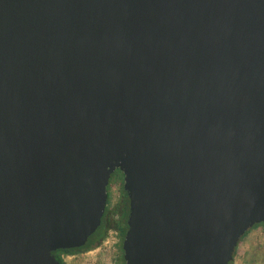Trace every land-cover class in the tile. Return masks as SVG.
Segmentation results:
<instances>
[{"label":"water","instance_id":"obj_1","mask_svg":"<svg viewBox=\"0 0 264 264\" xmlns=\"http://www.w3.org/2000/svg\"><path fill=\"white\" fill-rule=\"evenodd\" d=\"M128 199L123 264H230L264 223V0H0V264H61Z\"/></svg>","mask_w":264,"mask_h":264},{"label":"rangeland","instance_id":"obj_2","mask_svg":"<svg viewBox=\"0 0 264 264\" xmlns=\"http://www.w3.org/2000/svg\"><path fill=\"white\" fill-rule=\"evenodd\" d=\"M121 177V176H120ZM113 176L108 184V208L114 210L121 201L122 181ZM107 205V204H106ZM110 218H116L111 214ZM121 238L117 231L107 229L104 238L88 250L61 253L64 264H122L119 260ZM231 264H264V224L249 230L236 247Z\"/></svg>","mask_w":264,"mask_h":264},{"label":"trees","instance_id":"obj_3","mask_svg":"<svg viewBox=\"0 0 264 264\" xmlns=\"http://www.w3.org/2000/svg\"><path fill=\"white\" fill-rule=\"evenodd\" d=\"M121 181H122V176H121ZM109 182H110V180H109ZM107 189H108V187H107ZM120 192H121V201L118 204V206L116 208H114V210H109L108 199H107V205L105 207V211H104V214L102 216L100 226L88 238L87 244L84 247H82L81 250H77V251H84V250H88L91 247H93L95 243L100 242L104 238L107 229H110V228L117 231V234L120 236L121 242H122V239L124 237V234H125V231L127 228L126 218H127V214H128V199H127L126 192L123 190L122 186L120 188ZM111 214L116 215V218H114V219L110 218ZM261 224H264V223L255 224L252 228H254L258 225H261ZM249 230L241 237L240 241L249 232ZM120 251H121V255H120L119 260L123 264L124 261H123V257H122L121 246H120ZM70 252H72V251H70L68 249H59V250L53 251V254L59 260V262H61V264H64L63 259L60 256V253H70ZM235 252H236V248L234 250V254H235ZM230 264H231V262H230Z\"/></svg>","mask_w":264,"mask_h":264},{"label":"flooded vegetation","instance_id":"obj_4","mask_svg":"<svg viewBox=\"0 0 264 264\" xmlns=\"http://www.w3.org/2000/svg\"><path fill=\"white\" fill-rule=\"evenodd\" d=\"M122 176V173L119 171V170H115L113 173H111V175H110V180H111V178L113 177V176ZM121 178V177H120ZM87 244V243H86ZM85 244V245H86ZM84 245V246H85ZM84 246H82V247H84ZM82 247H79V248H72V249H68V250H70V251H77V250H81L82 249ZM61 254V253H60Z\"/></svg>","mask_w":264,"mask_h":264}]
</instances>
